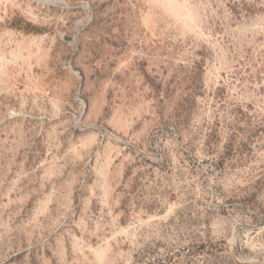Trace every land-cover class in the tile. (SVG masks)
I'll return each mask as SVG.
<instances>
[{
  "label": "rangeland",
  "instance_id": "1",
  "mask_svg": "<svg viewBox=\"0 0 264 264\" xmlns=\"http://www.w3.org/2000/svg\"><path fill=\"white\" fill-rule=\"evenodd\" d=\"M0 264H264V0H0Z\"/></svg>",
  "mask_w": 264,
  "mask_h": 264
}]
</instances>
